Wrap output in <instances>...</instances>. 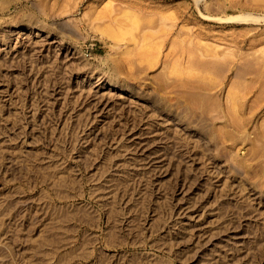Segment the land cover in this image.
Masks as SVG:
<instances>
[{
	"label": "rangeland",
	"instance_id": "rangeland-1",
	"mask_svg": "<svg viewBox=\"0 0 264 264\" xmlns=\"http://www.w3.org/2000/svg\"><path fill=\"white\" fill-rule=\"evenodd\" d=\"M0 264H264V0H0Z\"/></svg>",
	"mask_w": 264,
	"mask_h": 264
}]
</instances>
